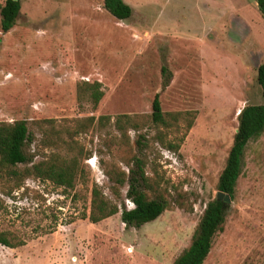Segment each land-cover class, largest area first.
I'll return each mask as SVG.
<instances>
[{
	"label": "rangeland",
	"instance_id": "1",
	"mask_svg": "<svg viewBox=\"0 0 264 264\" xmlns=\"http://www.w3.org/2000/svg\"><path fill=\"white\" fill-rule=\"evenodd\" d=\"M123 1L126 19L102 0H18L12 26L0 31V121H25L27 165L53 152L77 155L79 169L72 188L0 178V230L24 241L0 244V264H170L214 198L236 114L261 102L264 15L255 0ZM83 81L100 83L94 108ZM155 93L162 112L194 111L186 131L181 120L175 130L146 123ZM120 114L139 125L127 126L128 140L113 126ZM99 115L109 121L97 124ZM131 155L144 162V191L166 207L139 227L119 212L89 222L92 183L118 208L131 207L127 184L113 197L103 173L111 163L127 173ZM201 264H264V129L243 148L222 229Z\"/></svg>",
	"mask_w": 264,
	"mask_h": 264
},
{
	"label": "trees",
	"instance_id": "2",
	"mask_svg": "<svg viewBox=\"0 0 264 264\" xmlns=\"http://www.w3.org/2000/svg\"><path fill=\"white\" fill-rule=\"evenodd\" d=\"M255 1L257 8L264 15V0ZM102 6L116 19H126L131 13L130 6L123 0H102ZM18 11V0H3L0 4V31H8ZM160 71L164 74L167 69L163 65ZM255 82L260 90L261 102L247 103L236 114V129L216 180V189L228 194L230 199H232L233 188L240 172L243 148L249 139L257 136L264 129V61L255 67ZM166 84L167 78L163 80V85ZM81 89L87 94L86 100L94 108L102 96L100 83L83 81ZM193 114L194 111L162 112L158 94L155 93L151 100L146 123L154 128H174L175 130L181 120L183 129L186 131L191 125ZM131 118L132 116L127 114H120L113 119V126L120 133L122 140H128L125 134L127 126L132 129L139 127L138 123L133 122ZM84 120L89 124L93 118L87 117ZM108 121L109 116L107 115H99L96 120L99 125ZM183 134L184 132L180 134L178 141L182 139ZM26 138L27 127L24 120L0 121V178L12 180L15 186H19L24 178L31 177L48 180L56 186L72 188L79 170L77 155L66 156L51 152L44 159L27 165L28 158L22 151ZM139 138H144V135L137 134L135 139L137 145L140 143ZM152 138L162 143L160 135L154 134ZM178 146L179 143L173 141H168L166 144V147L171 150H176ZM20 163L23 166H19ZM125 165L127 173L112 163L105 165L103 173L111 183L110 192L113 197H118L119 187L124 183L127 184L125 196L130 201L131 207L118 208L115 202L106 197L95 183H92L89 190V210L86 215L89 222L95 223L119 212L122 223L139 227L143 223L154 220L166 207V202L161 196L149 197L143 189L147 176L142 158L131 155ZM81 182L83 183L84 180L81 179ZM226 208L227 206L215 198L208 200L192 230L188 245L173 258L170 264H201L210 249L213 236L222 229ZM23 242L12 232L0 230L1 245L12 248L22 245Z\"/></svg>",
	"mask_w": 264,
	"mask_h": 264
},
{
	"label": "water",
	"instance_id": "3",
	"mask_svg": "<svg viewBox=\"0 0 264 264\" xmlns=\"http://www.w3.org/2000/svg\"><path fill=\"white\" fill-rule=\"evenodd\" d=\"M214 198L220 202H222L225 206H227L230 203V197L228 194L216 190L215 194H214Z\"/></svg>",
	"mask_w": 264,
	"mask_h": 264
}]
</instances>
